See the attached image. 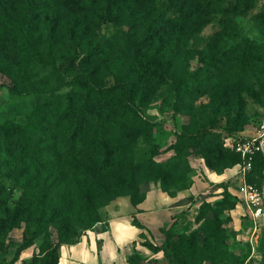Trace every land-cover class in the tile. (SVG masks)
Listing matches in <instances>:
<instances>
[{"label":"trees","instance_id":"trees-1","mask_svg":"<svg viewBox=\"0 0 264 264\" xmlns=\"http://www.w3.org/2000/svg\"><path fill=\"white\" fill-rule=\"evenodd\" d=\"M9 1L2 9L6 35L0 39V75L10 95L34 96L36 103L25 122L0 125L1 264H58L62 246L79 243L88 231H108L111 202L127 197L136 208L149 183L176 197L190 188L184 185L192 172L184 152L198 150L205 166L219 174L238 163L207 129L193 132L189 126L175 133L169 159L154 160L160 152L156 145L138 159L139 142L149 144L158 123L139 113L136 104L165 85L180 104L187 103L176 108L191 116L193 128L198 111L192 105L206 96L209 130L226 115L234 116L235 130L242 131L243 93L252 91L253 81L264 93V5L253 12L254 0ZM238 17H249L252 24L244 28ZM211 23L215 29L201 38ZM106 24L116 32L97 41L95 32ZM193 58L201 64L197 70L178 69L179 61ZM34 67L49 69L54 77L66 67L71 79L58 76L43 83ZM64 88L69 90L60 94ZM259 167L263 172V156ZM219 188L221 200L210 204L205 198L198 206L194 230H179L175 217L159 229L160 244L141 232L140 245L151 255L161 254L166 264H245L249 246L243 245L246 256L234 253L239 249L231 240L235 232L225 227L231 218L221 219L220 210L232 209L231 201L236 205L239 199ZM188 199L195 204V198ZM131 224L145 229L134 215ZM21 226L20 239L11 238ZM32 246L36 251L21 259ZM135 246L125 247H132V255L124 253L126 264L146 260ZM258 251L264 252V243Z\"/></svg>","mask_w":264,"mask_h":264},{"label":"rangeland","instance_id":"rangeland-1","mask_svg":"<svg viewBox=\"0 0 264 264\" xmlns=\"http://www.w3.org/2000/svg\"><path fill=\"white\" fill-rule=\"evenodd\" d=\"M5 2H10L9 0H0V39L3 40L5 33L6 19L3 16V7ZM264 5V0H254L253 12L258 11V9ZM175 10H171L168 14L171 15ZM130 15H127L126 24H128L131 20H129ZM237 22L243 26L244 28H248L252 22L249 17L240 18L238 17ZM214 24H207L202 28L199 36L201 38H205L209 34L213 32L215 27ZM127 26H124V30H126ZM116 29L113 28L112 25L106 24L102 25L95 32V37L97 41L105 42L109 38H111ZM201 64L198 62L196 58L189 59L185 62L179 61L178 69L184 71H195L197 70ZM34 72L37 74L36 79L41 80L43 83L49 82L53 83L55 77H61L65 81L71 79L70 72L66 71V67H61L58 70V75L51 76L50 70H41L39 67H34ZM111 76L105 77L104 81L110 82ZM8 84L7 79L0 75V125H2L6 121H17V122H25L27 117L32 113L33 108L35 106V98L34 96H12L7 90L6 86ZM252 91L248 93H243V97L245 99V120L246 124L243 126L242 131L235 130L234 116H226L219 115L217 121V128L215 130H209L207 123L211 117L210 110L203 109L205 106L209 104L208 97H202L197 102L193 103V108L198 111L197 113V121L198 125L196 128H193L192 118L191 116H187L181 111H177V106L180 104V101L177 99L176 95L170 91V88L165 85H160L156 90L149 93L146 98H142L141 96L138 98L137 106L139 113L147 116L150 121L158 123V126L155 128L153 136L149 142V144H145L140 141L138 144L137 152L138 159H142L143 157H148V152L151 149V145H156L159 147L160 152L154 160L156 162L165 161L173 156L172 151H168V147L172 145L175 141V133L180 132L183 127L189 126L193 132L195 131H203L206 130L212 133V141L223 148V150L229 154L233 155L237 158L238 163L231 166L230 168L224 169L221 173H215L209 170L204 163V160L199 155L198 150H192V152H184L183 155L187 156V161L192 168V172L188 175V182H185L184 185L192 186L194 183H198L201 185L206 184L205 194L202 195L203 198H200L201 194L198 191V195L192 196L195 199H192L195 202V205L198 209V206L205 199L206 202L213 204L221 200L222 189L219 188V185L222 187H226L232 195L237 197L238 190L241 186V177L242 173H246V182L254 187H258V183L260 180L261 173L264 175V170L261 172L259 167V157H264V93L258 91L256 83L252 82ZM69 89L64 88L60 94L67 92ZM259 93V94H258ZM141 95V92L139 93ZM43 100L41 101V104ZM189 103V102H188ZM190 104V103H189ZM183 107L187 106L181 103ZM184 109V108H183ZM256 139V142L253 140ZM260 142L262 143L263 152L261 150H256L257 147H260ZM200 151V150H199ZM203 171V172H200ZM200 173H205V176L208 179H212L215 181H220L219 183L212 185L209 184L208 180H204L201 178ZM216 176H220L217 178ZM264 178V176H263ZM179 187L182 185L178 184ZM155 185L153 183H149L144 186L145 191H149L153 189ZM157 187V186H155ZM197 191V190H196ZM238 200V198H237ZM240 202V201H239ZM184 206H189L190 200L185 198L182 200ZM231 205L234 207L232 209H226V205L221 207V219L224 220V217L229 216L231 218V222L225 223V227L227 229L235 232L234 238L231 239L237 243L234 253L236 255H245L246 256V248L243 245L247 244V241L250 239L252 223L248 219L247 216H244V212L246 208L243 203H237L235 205V200H232ZM242 205V208L240 207ZM184 207L174 209V212L178 213ZM213 209L217 208L215 206ZM243 210V211H242ZM178 216V215H177ZM208 219L212 217V213L209 212L207 214ZM198 227V226H196ZM259 233L254 235L256 238V249H259L261 245L264 243V226L259 227ZM23 231V226L20 229H14L10 232L9 236L13 239H20ZM147 241L151 237V234H145ZM253 238V240H254ZM142 242V240H141ZM140 242V243H141ZM155 242V241H154ZM36 251V247L32 246L26 249L21 254V259L28 258L31 256L33 252ZM136 252L140 253L144 257H146L141 264H166V261L162 257L161 254L157 255H145L141 250H136ZM124 253L128 255H132V247H129L124 250ZM8 261V259H7ZM1 264V262H0ZM5 264V263H3ZM245 264H252V260L249 259Z\"/></svg>","mask_w":264,"mask_h":264},{"label":"crops","instance_id":"crops-1","mask_svg":"<svg viewBox=\"0 0 264 264\" xmlns=\"http://www.w3.org/2000/svg\"><path fill=\"white\" fill-rule=\"evenodd\" d=\"M203 172V171H200ZM201 178L215 185L220 181L208 179L205 173H200ZM219 178L220 176H216ZM206 184L194 183L189 189L177 193L171 198L162 193L158 187L147 191L145 200L136 208L133 207L127 197H119L106 207L109 229L106 232L88 231L80 242L72 246H62L58 264H126L124 249L127 245L136 243L135 249L143 254L150 252L140 245L139 234H151L149 241L153 244L162 242L159 229L164 225H170L175 217H179L177 228L189 233L196 228L195 216L197 207L195 204L184 206L182 200L192 196L204 195ZM197 190V191H196ZM184 207L178 213L174 209ZM242 208V205H240ZM243 211V210H242ZM246 214V211L243 215ZM143 225L144 230H139L131 224V216ZM178 215V216H177ZM155 241V242H154ZM100 243V245H98Z\"/></svg>","mask_w":264,"mask_h":264},{"label":"built area","instance_id":"built-area-1","mask_svg":"<svg viewBox=\"0 0 264 264\" xmlns=\"http://www.w3.org/2000/svg\"><path fill=\"white\" fill-rule=\"evenodd\" d=\"M256 142V139L253 140ZM260 142V147H257L256 150H261L263 152V147ZM237 198L240 203H243L246 208V214L250 222L252 223L251 236L247 241V244L250 249L249 259L252 260V264H264V252L259 253L256 249V233H259L260 226H264V181L261 187H254L246 182V173L245 169L241 177V186L238 190ZM254 238V240H253Z\"/></svg>","mask_w":264,"mask_h":264}]
</instances>
